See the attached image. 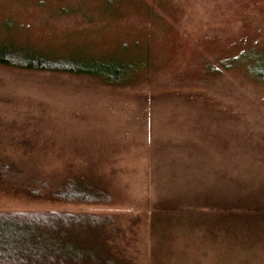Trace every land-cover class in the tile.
I'll list each match as a JSON object with an SVG mask.
<instances>
[{
	"label": "rangeland",
	"instance_id": "obj_1",
	"mask_svg": "<svg viewBox=\"0 0 264 264\" xmlns=\"http://www.w3.org/2000/svg\"><path fill=\"white\" fill-rule=\"evenodd\" d=\"M2 40L127 71L0 65V158L112 195L0 183V210L114 214L132 264H264V0H0Z\"/></svg>",
	"mask_w": 264,
	"mask_h": 264
},
{
	"label": "trees",
	"instance_id": "obj_2",
	"mask_svg": "<svg viewBox=\"0 0 264 264\" xmlns=\"http://www.w3.org/2000/svg\"><path fill=\"white\" fill-rule=\"evenodd\" d=\"M107 60L65 58L43 54L10 40L0 41V65L13 69L64 71L118 82L127 69L123 63ZM0 183H5L8 192L15 190L14 193L30 197L86 204L112 201L111 193L90 179L71 177L53 184L25 173L18 164L3 158H0ZM117 225L114 214L0 210V264H132L114 249Z\"/></svg>",
	"mask_w": 264,
	"mask_h": 264
}]
</instances>
